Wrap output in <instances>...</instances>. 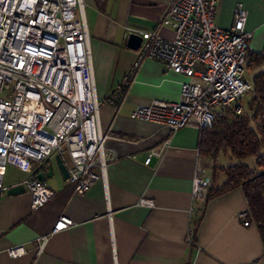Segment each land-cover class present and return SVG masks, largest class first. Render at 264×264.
Here are the masks:
<instances>
[{"label":"crops","instance_id":"crops-1","mask_svg":"<svg viewBox=\"0 0 264 264\" xmlns=\"http://www.w3.org/2000/svg\"><path fill=\"white\" fill-rule=\"evenodd\" d=\"M171 1L83 0L100 124L113 158L105 178L85 194L64 180L56 156L46 167L32 159L21 168L10 166L7 186L40 170L49 173L51 166L53 174L44 182L56 195L34 210L27 191L0 194V264H264V241L242 186L193 202L195 168L200 160L209 162V155L200 152L202 131L193 126L172 131L131 117L139 105L181 100L186 77L162 61L144 60L136 75L128 76L137 57V50L127 46L130 33L157 29L164 38H174L171 27L159 26ZM238 3L248 11L251 52L264 57V0H218L215 22L230 28ZM247 70L253 72L247 78L253 83L264 63ZM122 85L127 87L117 112L108 99ZM167 141L164 155L146 164L149 153ZM225 167L210 168L213 179L217 174L216 189L227 181ZM142 198L155 206L140 205ZM244 212L249 213L248 226L241 218ZM62 216L75 224L51 235L45 251L38 253L36 237L49 234ZM15 245H24L26 253L12 257L8 251Z\"/></svg>","mask_w":264,"mask_h":264},{"label":"built area","instance_id":"built-area-1","mask_svg":"<svg viewBox=\"0 0 264 264\" xmlns=\"http://www.w3.org/2000/svg\"><path fill=\"white\" fill-rule=\"evenodd\" d=\"M218 0H172L159 26L171 27L166 39L157 29L137 32L142 43L128 73L133 78L147 59L166 63L182 73L179 102L153 101L136 107L134 119L156 122L172 131L193 126L209 130L220 116H238L241 99L254 92L245 78L253 33L246 29L248 11L235 8L230 28L216 24ZM127 86L118 87L109 101L118 112ZM108 135L100 124L89 28L83 0H0V194L10 186L4 177L10 166L21 168L26 159L46 167L54 156L62 157L78 194L87 193L113 157L106 152ZM170 146L149 153L162 157ZM198 162L193 178V202H205L214 187L209 174L214 158ZM99 170L101 174L97 171ZM22 184L40 209L56 195L44 181L28 177ZM140 205L154 207L151 199ZM246 226L249 213L241 214ZM75 222L62 216L46 235L36 237L35 249L43 253L51 235ZM190 242L193 241L190 238ZM12 257L26 253L24 245L9 249Z\"/></svg>","mask_w":264,"mask_h":264},{"label":"trees","instance_id":"trees-1","mask_svg":"<svg viewBox=\"0 0 264 264\" xmlns=\"http://www.w3.org/2000/svg\"><path fill=\"white\" fill-rule=\"evenodd\" d=\"M263 63V56L251 51L248 53L246 69ZM252 84L254 92L249 93L253 97L249 103L252 116L243 111L235 117H218L211 129L202 131L200 152L211 155L215 161L222 152H230L240 160L249 156L257 158L258 167L263 169L262 172H256L242 164L221 168L227 176V181L221 188L213 187L209 198L242 186L264 241V155L261 154L264 149V70L255 75Z\"/></svg>","mask_w":264,"mask_h":264},{"label":"water","instance_id":"water-1","mask_svg":"<svg viewBox=\"0 0 264 264\" xmlns=\"http://www.w3.org/2000/svg\"><path fill=\"white\" fill-rule=\"evenodd\" d=\"M142 43V36L139 35L138 33H130L128 40H127V46L133 50H138L141 46ZM56 161L58 164V167L63 175L64 180H68L69 178V169L66 165V163L64 162V160L62 159L61 156L56 155ZM49 174H53V169L51 166H49V173L45 172L44 170H40L36 177L39 178L42 181H45L47 179V177H50L51 175ZM26 192L25 187L22 184H18L15 186H10L8 188V193L10 194H19V193H24Z\"/></svg>","mask_w":264,"mask_h":264},{"label":"rangeland","instance_id":"rangeland-1","mask_svg":"<svg viewBox=\"0 0 264 264\" xmlns=\"http://www.w3.org/2000/svg\"><path fill=\"white\" fill-rule=\"evenodd\" d=\"M253 72H249L247 69L245 70V78L247 79H252ZM252 95H246L243 100H242V105L244 108V112L250 116H252L253 112L251 111L249 107V103L252 100ZM261 154L264 155V149H262ZM215 166L217 170L219 171L220 167L224 166H231V165H247L249 166L252 170H259L260 168L258 167L257 164V158L255 156H249L243 160L237 159L232 156L230 152H222L220 153V159H219V165L217 162H215ZM209 174H212V171H209Z\"/></svg>","mask_w":264,"mask_h":264}]
</instances>
